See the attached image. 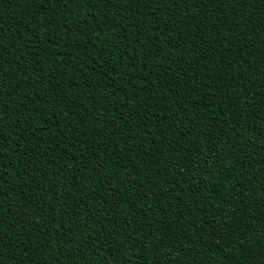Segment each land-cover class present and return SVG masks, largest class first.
Segmentation results:
<instances>
[{
  "label": "trees",
  "instance_id": "16d2710c",
  "mask_svg": "<svg viewBox=\"0 0 264 264\" xmlns=\"http://www.w3.org/2000/svg\"><path fill=\"white\" fill-rule=\"evenodd\" d=\"M0 57V264H264V0H0Z\"/></svg>",
  "mask_w": 264,
  "mask_h": 264
},
{
  "label": "snow or ice",
  "instance_id": "6c2138e0",
  "mask_svg": "<svg viewBox=\"0 0 264 264\" xmlns=\"http://www.w3.org/2000/svg\"><path fill=\"white\" fill-rule=\"evenodd\" d=\"M202 2H203V0H202ZM230 2H232V0H230ZM0 58H2V57H0ZM3 210H5V211H8V208H6V209H3ZM20 210H22V209H20ZM23 211V210H22ZM3 224V220L2 219H0V225H2ZM4 228L2 227V226H0V234H3V230ZM232 241L231 240H229V243H231ZM0 252H2V251H0ZM232 264H234V262H232Z\"/></svg>",
  "mask_w": 264,
  "mask_h": 264
}]
</instances>
